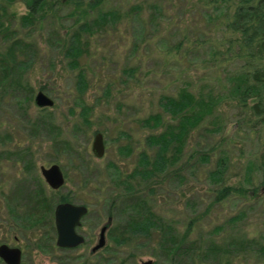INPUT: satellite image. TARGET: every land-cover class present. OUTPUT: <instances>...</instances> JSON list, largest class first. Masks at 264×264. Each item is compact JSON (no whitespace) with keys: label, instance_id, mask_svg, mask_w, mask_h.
<instances>
[{"label":"rangeland","instance_id":"1","mask_svg":"<svg viewBox=\"0 0 264 264\" xmlns=\"http://www.w3.org/2000/svg\"><path fill=\"white\" fill-rule=\"evenodd\" d=\"M261 1L104 0L86 17L90 29L80 32L81 50L71 65L65 50L79 24L72 5L56 3L24 23L25 0H0V242L23 246L25 238L38 236L36 227L15 224L11 216L32 209L33 193L42 191L53 202L45 226L53 240L57 198L86 203L79 228L86 241L71 250L26 253L23 264H264V80L244 81L239 61L210 59L221 41L264 57ZM102 12L114 16L94 22ZM184 38L191 42L179 53L166 52ZM183 88L210 100L211 112L168 146L164 169L135 174L144 166L142 153L155 158L158 146L147 136L175 123L159 99ZM38 90L54 100L51 107L35 104ZM156 113L158 125L143 122ZM96 131L104 138L101 157L91 150ZM219 160L224 169L215 177ZM51 163L65 174L57 190L39 169ZM223 182L245 190L214 201ZM127 189L144 195L168 225L169 248L161 232L148 237L124 230L131 212L121 203ZM106 223V245L90 256Z\"/></svg>","mask_w":264,"mask_h":264},{"label":"trees","instance_id":"2","mask_svg":"<svg viewBox=\"0 0 264 264\" xmlns=\"http://www.w3.org/2000/svg\"><path fill=\"white\" fill-rule=\"evenodd\" d=\"M254 1V0H249ZM104 2V0H25L27 5V11L25 14L21 15V19L24 23H30L35 21L38 17L43 16L47 9L52 8L56 3L59 4H70L73 7L71 15L77 16L76 21L79 22L78 28L73 31L71 34V41L69 46L65 50V54L70 56L72 59L70 61L71 65L77 64V55L80 52L79 47V36L80 32L86 29H90V23L87 20V16L90 15L94 10ZM205 3H223L229 2V0H204ZM261 4L264 6V0L261 1ZM261 5L259 8L261 9ZM114 14L112 12H102L98 13L97 17L93 20L105 21L106 19H112ZM236 21H242L241 18L236 17ZM81 21V22H80ZM91 22V21H90ZM7 28V26H5ZM8 29V28H7ZM189 40L181 39L171 45H168L166 52L168 54H177L179 53L183 46L184 42ZM191 42V41H189ZM199 42V39L192 40V43ZM15 44L17 41L14 42ZM9 57L10 59H15L12 48H9ZM211 62H228V61H239L240 62V72L238 73L239 77H242L244 81L251 83H259L264 80V57L255 55L248 51L246 48L239 46L225 45L224 41L220 42L217 47L212 49L211 52ZM12 69V67H11ZM5 72H8V68H5ZM78 86L80 90L85 87V79L81 72L78 73ZM159 105L162 107L165 113H168L170 120L174 121V124H167L166 129L157 133L150 134L147 136L146 141L150 145H157V151L155 153V158L150 161L145 154L142 153V162L144 166L141 169L135 170V174L142 175L143 177H150L159 170L164 169L165 166V157L164 152H166L168 146L171 143L179 144L184 136H186L189 131L196 127L198 123L209 113L211 112V102L210 100L204 101L201 97H195L190 91L186 88L181 89L177 95L171 96L166 95L162 96L159 99ZM87 109L86 106L82 107V112ZM161 121V115L156 113L145 118L143 122L146 125L156 126ZM179 145L176 150L179 149ZM150 165V167H148ZM217 169L212 171L211 174L215 177H219L224 169V161L219 160ZM133 176V175H132ZM261 184L264 185V169ZM125 194L121 195L124 204L122 207L130 208L131 212L128 215V221L124 226V230H128L135 235H144L150 236L152 230L158 231L161 239L162 246L164 248L168 247V244L172 238L171 235H166L170 233L167 232L169 228L168 225L164 224L161 221V218L156 216L148 205V199L144 195H139L137 192H132L131 189H127ZM245 190L243 187H234L232 185L221 184L220 186L214 189L216 196L214 201H219L224 197L230 195L232 192ZM255 190V189H254ZM40 199H36L32 204V207L35 210L44 212L46 209L45 203L47 202L42 191L37 192ZM37 196V195H36ZM58 201H69L67 196L59 197ZM128 204V205H126ZM129 206V207H128ZM109 218L111 219L112 214L109 213ZM191 224H188V227ZM173 245H175L174 239H172ZM170 247V246H169ZM168 247V248H169Z\"/></svg>","mask_w":264,"mask_h":264},{"label":"water","instance_id":"3","mask_svg":"<svg viewBox=\"0 0 264 264\" xmlns=\"http://www.w3.org/2000/svg\"><path fill=\"white\" fill-rule=\"evenodd\" d=\"M34 102L38 107H51L54 100L42 90H38L34 96ZM92 153L96 157H101L104 154V138L100 131H96L92 143ZM41 174L46 183L53 189H58L63 186L65 182L64 174L57 163H53L48 167H40ZM87 208L85 205L61 202L55 207V227L57 231V244L64 247H74L83 241V237L77 233L76 227L80 224L81 218L85 215ZM106 225L100 230V237L98 243L93 249H98L105 244V230ZM20 249L17 247H10L7 244L0 245V258L6 264H20ZM143 264H150L151 260L142 262Z\"/></svg>","mask_w":264,"mask_h":264},{"label":"flooded vegetation","instance_id":"4","mask_svg":"<svg viewBox=\"0 0 264 264\" xmlns=\"http://www.w3.org/2000/svg\"><path fill=\"white\" fill-rule=\"evenodd\" d=\"M51 164H53V163H51ZM50 164V165H51ZM50 165H48V166H50ZM42 165H40V167H41ZM43 166H45V165H43ZM48 166H45V167H48ZM40 167H39V169H40ZM62 170V169H61ZM63 172V171H62ZM40 173H41V171H40ZM64 174V173H63ZM42 175V174H41ZM43 177V176H42ZM64 177H65V174H64ZM44 179V178H43ZM45 181V180H44ZM46 182V181H45ZM47 184V183H46ZM48 185V184H47ZM48 187L50 188V189H52V190H57V189H53V188H51L49 185H48ZM59 189V188H58ZM39 190H41V189H39ZM14 193V192H13ZM31 194V193H30ZM33 194H35V195H37L36 196V198H34V201H35V199H40L41 197H39L38 196V194H36V193H33ZM45 199H46V197H45ZM58 199L59 198H57V200L55 201V204H54V207H53V228H52V230H53V232H54V234H55V239L53 240V236H51L50 234H49V232L47 231V230H45V226H46V224H47V219L49 218V217H51L50 215H51V207H52V204H53V202H46L44 205H45V207H46V209L44 210V212H40V211H38V210H35V208H32V209H29L27 212H24V213H19V214H17L16 212H15V214H13L12 216H11V218L13 219V221H14V223L15 224H17V223H21L22 221H26L27 222V224L25 225L24 224V226H33V228L34 227H36L37 228V230H38V236H36V234H34V239H32V238H25V241H23L24 243H23V246H18V245H9L8 243H6V242H0V245L1 244H7L8 246H10V247H17V248H19L20 249V264H23L22 263V261H23V256H24V254H26V253H30V254H32V253H35V252H37V251H44V252H51V251H53V250H56V249H58V250H71V249H75V248H78L79 246H82L84 243H85V241H86V235L84 234V233H82V232H80L79 231V228H80V226H81V223H82V219L85 217V215L88 213V206L86 205V203H77V204H82V205H85L86 206V208H87V211H86V213H85V215L81 218V221H80V224L76 227V231H77V233H79L82 237H83V241L80 243V244H78V245H76V246H74V247H64V246H59L58 244H57V231H56V227H55V214H54V210H55V207H56V205L58 204V203H61V202H71V203H76V202H73L72 200H70L69 199V201H58ZM46 201H47V199H46ZM17 203L18 202H12V205H13V207H17ZM34 203V202H33ZM30 207H31V205H30ZM29 207V208H30ZM107 226L106 227V230H105V234H106V231L108 230V227H109V223H106V224H104L103 226ZM102 226V227H103ZM101 227V228H102ZM44 228V229H43ZM101 228H100V230H101ZM99 234H100V231H99ZM99 237H100V235H98V240H99ZM24 239V238H23ZM14 240L15 241H18V238L17 237H14ZM98 240L96 241V243L90 248V251H89V255L90 256H95V255H97L98 253H99V251L102 249V248H104L105 247V245H106V235H105V244L102 246V247H100V248H98V249H93L94 248V246L98 243ZM0 261L1 262H3L4 264H6L1 258H0Z\"/></svg>","mask_w":264,"mask_h":264}]
</instances>
